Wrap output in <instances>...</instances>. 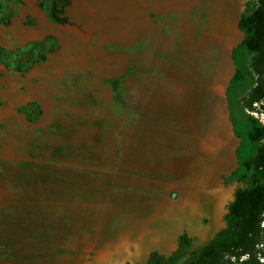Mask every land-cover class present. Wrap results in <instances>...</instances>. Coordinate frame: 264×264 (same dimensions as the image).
I'll return each mask as SVG.
<instances>
[{"label": "rangeland", "instance_id": "1", "mask_svg": "<svg viewBox=\"0 0 264 264\" xmlns=\"http://www.w3.org/2000/svg\"><path fill=\"white\" fill-rule=\"evenodd\" d=\"M33 6L0 0V264H129L123 234L160 227L180 191L219 203L182 217L202 248L251 186L247 134L264 126L251 91L264 70L235 50L255 0H58L64 23Z\"/></svg>", "mask_w": 264, "mask_h": 264}, {"label": "trees", "instance_id": "2", "mask_svg": "<svg viewBox=\"0 0 264 264\" xmlns=\"http://www.w3.org/2000/svg\"><path fill=\"white\" fill-rule=\"evenodd\" d=\"M57 1L52 0L50 15L55 22L64 23L66 18L60 16ZM238 26L244 38L235 50L250 54L248 68L259 75L264 70V0H255L254 8L241 15ZM246 70L236 64L230 85L243 78ZM251 91L253 101L264 102L263 83H257ZM247 138L256 144L253 157L246 163L251 186L235 191L225 215L226 227L196 251L188 250L190 239L183 233L175 252L168 257L153 252L146 264H253L256 246L262 241L260 225L264 217V126L252 121ZM241 256L245 261H240Z\"/></svg>", "mask_w": 264, "mask_h": 264}, {"label": "crops", "instance_id": "3", "mask_svg": "<svg viewBox=\"0 0 264 264\" xmlns=\"http://www.w3.org/2000/svg\"><path fill=\"white\" fill-rule=\"evenodd\" d=\"M33 10L35 13L40 15L48 14L51 19L50 10L46 12V6H41L42 0H32ZM43 7V8H42ZM51 8V6H50ZM28 15V17H32ZM25 17V13L20 14V20ZM11 22L12 18H9ZM53 20V19H52ZM32 23V20H28ZM54 21V20H53ZM8 20L0 19V45H2V40L6 41L9 39V29L7 27ZM223 134L232 136L233 135V123L229 112L221 115ZM191 195V193H190ZM188 193H182L181 191L177 193L176 197L171 199V202H167L164 206L165 209V219L160 227H136L133 229H128L124 234L123 238L126 242V251H124L123 261L129 264H146L149 256L153 252H158L163 256H170L176 251L178 246L179 237L183 234V219L185 210L194 208L202 209L198 210L196 213L200 214L208 211L211 207L212 213L215 214L216 210L219 208V203H200L196 204L193 202V196ZM110 264V263H109Z\"/></svg>", "mask_w": 264, "mask_h": 264}, {"label": "built area", "instance_id": "4", "mask_svg": "<svg viewBox=\"0 0 264 264\" xmlns=\"http://www.w3.org/2000/svg\"><path fill=\"white\" fill-rule=\"evenodd\" d=\"M261 118H262V121L264 122V113H261Z\"/></svg>", "mask_w": 264, "mask_h": 264}]
</instances>
